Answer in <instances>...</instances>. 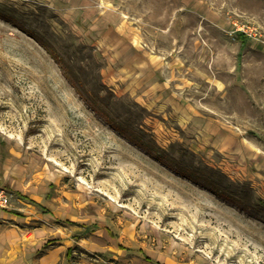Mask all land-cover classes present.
I'll list each match as a JSON object with an SVG mask.
<instances>
[{
    "label": "rangeland",
    "instance_id": "rangeland-1",
    "mask_svg": "<svg viewBox=\"0 0 264 264\" xmlns=\"http://www.w3.org/2000/svg\"><path fill=\"white\" fill-rule=\"evenodd\" d=\"M0 188L9 264H264V0H0Z\"/></svg>",
    "mask_w": 264,
    "mask_h": 264
},
{
    "label": "trees",
    "instance_id": "trees-1",
    "mask_svg": "<svg viewBox=\"0 0 264 264\" xmlns=\"http://www.w3.org/2000/svg\"><path fill=\"white\" fill-rule=\"evenodd\" d=\"M57 58L60 59L63 66L64 73L66 77L72 80L73 84L77 87L79 92L84 96V98L89 101L96 110L106 116L110 117V122L118 129V131L122 134L128 131L127 136L133 140L135 143L143 146L146 150L152 154H154L159 160L167 164L168 166L174 168L178 173L186 176L190 179H194L196 181L202 182L203 185L211 188L213 191H218L219 188V180L216 176V172L214 170H210L207 175H202L199 171V168H196L191 165H185L181 160H178L175 157L170 156L167 151L164 149H160L154 142L153 138L146 135L144 130H142L137 124L136 126L130 125V120L134 116H140V114H134L131 109L127 106L123 105V101L120 98L114 96L112 91L106 88L104 84L99 82L96 87L92 89L86 88V81L81 77L83 73L82 68L80 66L75 67L74 65H70L68 61L62 60V57L57 55ZM106 92L103 94L102 92ZM135 106L138 107L137 103H134ZM123 108L122 113L118 110ZM140 110H143L140 107ZM112 110V111H111ZM124 116V117H122ZM221 190V189H220Z\"/></svg>",
    "mask_w": 264,
    "mask_h": 264
},
{
    "label": "crops",
    "instance_id": "crops-1",
    "mask_svg": "<svg viewBox=\"0 0 264 264\" xmlns=\"http://www.w3.org/2000/svg\"><path fill=\"white\" fill-rule=\"evenodd\" d=\"M0 216H5V211H0ZM5 245H2V243H0V264H9V261L5 256Z\"/></svg>",
    "mask_w": 264,
    "mask_h": 264
},
{
    "label": "built area",
    "instance_id": "built-area-1",
    "mask_svg": "<svg viewBox=\"0 0 264 264\" xmlns=\"http://www.w3.org/2000/svg\"><path fill=\"white\" fill-rule=\"evenodd\" d=\"M8 200V195L3 189L0 188V208L6 207L8 204Z\"/></svg>",
    "mask_w": 264,
    "mask_h": 264
}]
</instances>
